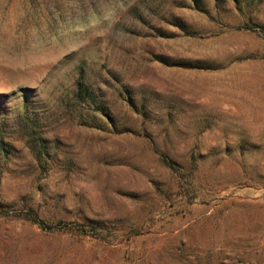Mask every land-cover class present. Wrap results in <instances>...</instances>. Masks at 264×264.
Wrapping results in <instances>:
<instances>
[{
    "label": "rangeland",
    "instance_id": "374dc122",
    "mask_svg": "<svg viewBox=\"0 0 264 264\" xmlns=\"http://www.w3.org/2000/svg\"><path fill=\"white\" fill-rule=\"evenodd\" d=\"M201 3L0 0V264H264V0Z\"/></svg>",
    "mask_w": 264,
    "mask_h": 264
},
{
    "label": "trees",
    "instance_id": "16d2710c",
    "mask_svg": "<svg viewBox=\"0 0 264 264\" xmlns=\"http://www.w3.org/2000/svg\"><path fill=\"white\" fill-rule=\"evenodd\" d=\"M214 1L216 4H220L223 2V0H214ZM192 2H194V4L196 5V8L201 9V7H202L201 0H192ZM82 67H83V64H80V67H79L80 71L78 73V77H77L76 83H75L78 86V88L76 89L75 93H73V97L74 98H81L82 96H84L86 99H89L91 102H94V100H93L94 96L92 94V91L85 84L84 71L82 70ZM83 87H84V89H83ZM5 96H7V95L0 94V97H5ZM84 97H82V98L84 99ZM1 212L2 211H0V213ZM25 217L29 221H31L35 224H42L40 219H38L36 217V215H34V213H26Z\"/></svg>",
    "mask_w": 264,
    "mask_h": 264
}]
</instances>
